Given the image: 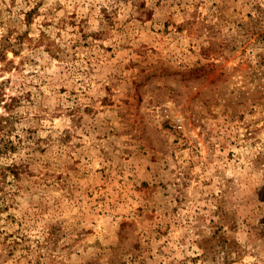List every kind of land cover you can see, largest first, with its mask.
Returning <instances> with one entry per match:
<instances>
[{
  "label": "rangeland",
  "instance_id": "1",
  "mask_svg": "<svg viewBox=\"0 0 264 264\" xmlns=\"http://www.w3.org/2000/svg\"><path fill=\"white\" fill-rule=\"evenodd\" d=\"M0 264H264V0H0Z\"/></svg>",
  "mask_w": 264,
  "mask_h": 264
},
{
  "label": "trees",
  "instance_id": "2",
  "mask_svg": "<svg viewBox=\"0 0 264 264\" xmlns=\"http://www.w3.org/2000/svg\"><path fill=\"white\" fill-rule=\"evenodd\" d=\"M3 98H2V96H1V93H0V101L2 100ZM3 168H2V166H1V164H0V175H3Z\"/></svg>",
  "mask_w": 264,
  "mask_h": 264
}]
</instances>
